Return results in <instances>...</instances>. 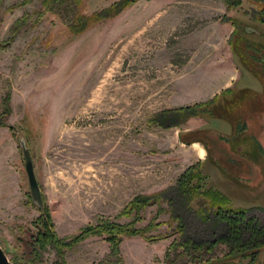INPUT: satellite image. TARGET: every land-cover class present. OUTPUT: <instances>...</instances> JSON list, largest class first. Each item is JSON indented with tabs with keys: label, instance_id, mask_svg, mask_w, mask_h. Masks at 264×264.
<instances>
[{
	"label": "rangeland",
	"instance_id": "obj_1",
	"mask_svg": "<svg viewBox=\"0 0 264 264\" xmlns=\"http://www.w3.org/2000/svg\"><path fill=\"white\" fill-rule=\"evenodd\" d=\"M111 1L82 0L79 10L89 13ZM41 8V0L0 2V112L3 97L9 93L10 99V111L1 116L7 125L0 124V245L13 264H54L56 257L48 246L41 259L24 262L41 207L29 192L19 137L31 151L42 199L58 234L70 235L101 217L128 221L118 212L134 194L172 186L198 161L186 145L172 143L175 126L183 122L163 126L149 117L164 108L222 95L224 91L214 93L210 88L216 84L217 63L228 42L241 67L236 85L248 89L246 96L255 85L264 91V23L254 16L256 6L250 0L233 7L225 0H135L113 18L77 35L68 29L70 4L58 5L38 19ZM24 13L26 20L13 32L11 24ZM249 67L262 71V76ZM211 103L194 116L193 124L203 121L201 126L188 130V138L199 135L210 147L201 165L204 185L219 188L234 206L250 207L264 220V129L262 141L250 132L242 147L238 145L242 121L234 116L221 131V139L236 150L242 148L241 157L255 167L253 172L230 169L216 155L214 134L206 121L222 111L230 110L233 116L234 107ZM251 145H256L254 159L249 155ZM173 191L170 187L165 195L177 197ZM175 200L174 210L183 215L191 237L205 240L222 233V224L212 218L199 221L194 211ZM162 207L156 221L170 217L163 198ZM156 210V203L147 206L136 225L145 226ZM173 225L163 222L146 233H165ZM175 236L150 240L127 235L120 253L126 264H168L164 253ZM226 251V245L219 244L214 256ZM108 252V241L91 234L68 248L65 257L68 264H92ZM263 254L262 248L250 264H261Z\"/></svg>",
	"mask_w": 264,
	"mask_h": 264
},
{
	"label": "trees",
	"instance_id": "obj_2",
	"mask_svg": "<svg viewBox=\"0 0 264 264\" xmlns=\"http://www.w3.org/2000/svg\"><path fill=\"white\" fill-rule=\"evenodd\" d=\"M134 1L113 0L99 9L86 13L79 10V5H82V0H41L42 8L37 10V18L39 19L46 11H54L58 5L60 6L63 3L65 5L70 4L72 18L68 23V29L72 34L77 35L83 33L98 22L113 18ZM225 1L228 7L238 6L242 2V0ZM250 1L256 6L254 16L264 23V0ZM27 15L28 13H24L18 17L11 24L10 29L13 32L17 31L19 22L26 20ZM232 32L234 33L235 29ZM235 40L233 36L229 38L232 46H235ZM241 58L244 63L252 62L245 56ZM249 69L259 77L262 76V71L257 72L256 69L250 67ZM216 97L217 95L209 100L200 101L191 105L161 109L153 113L149 117V120L163 126L180 124L191 116H197L201 112L207 111L210 102H213ZM9 100V93H7L3 97L4 106L0 112V124L7 125L1 119V116L6 115L10 111ZM8 126L13 128L10 124ZM205 178L206 174L201 170V163L197 161L184 169L178 176L176 182L170 186L171 188L173 187V192L177 194V197L165 195L170 187L150 193H136L118 212L119 215L129 217L128 221L120 222L101 217L95 223L90 222L81 226L76 233L70 235L58 234L50 208L44 200L43 206L39 208V214L33 220L34 230H31L29 240L27 241V254L29 257L24 262L33 263L41 259L43 251L48 246H51L56 256L54 264H68L65 257L66 250L87 236L98 234L102 235L108 241L109 252L105 257L92 264H126L120 253V242L124 236L138 234L146 239L154 240L176 233V236L172 238L165 249L164 260L168 264L252 263L258 258L261 249L263 248L264 250V220L259 219L250 212V207L234 206L229 196L219 188L212 185H204ZM162 198L167 200L171 214L167 221H156V216L162 210H165L162 207ZM177 198L180 204L186 209L195 212L199 221L206 222L212 218L215 224H222V233L214 238L205 240L191 237L187 230V225L183 220V215L181 216L174 210L175 199ZM194 202H196V205H194ZM155 203L157 204L155 214L145 226H137L136 222L144 218L142 211L147 206ZM163 222H167L168 226L174 223L173 229L165 233H146L151 228H156ZM219 244H225L227 251L224 252L223 256L215 257V249ZM16 256V253L12 254L14 262L18 261ZM245 258H249L247 263L244 262ZM261 264H264V254Z\"/></svg>",
	"mask_w": 264,
	"mask_h": 264
},
{
	"label": "crops",
	"instance_id": "obj_3",
	"mask_svg": "<svg viewBox=\"0 0 264 264\" xmlns=\"http://www.w3.org/2000/svg\"><path fill=\"white\" fill-rule=\"evenodd\" d=\"M217 55L219 56L218 51ZM221 58L222 59H219L221 62L217 63L218 71L216 72L215 79L213 80V83L216 84L210 88V91H214V93H219L220 90L225 91L222 93V95L217 96V99H215L211 104H215L218 108H225L231 105L234 107V114L233 116L230 115V110L229 112H217L218 114H213V116L206 121V125L211 128V132L212 134H214L215 144L213 149L216 150V155L218 156L219 160L223 162L226 161L225 166H228L230 169L238 170L240 168H243L248 172H253L255 171V167L252 161L246 159L245 157L243 158V156L241 157L240 153L242 151V148L240 150L234 149L231 145L225 142L224 138L221 139L220 134L221 131L228 126V123H230L235 116L238 121H242V128L240 127L241 130H239L238 132L240 134L239 137L241 138L238 144L239 147H242L245 144L244 142L247 139V134L250 132L255 134V138L257 136L262 141L263 138L261 137V135L263 134L262 130L264 129V108L262 106L264 100V91L263 89H261V85H255L256 87H254V90H252L246 96L244 95V93L248 89L246 87L236 85L238 84L242 73L238 60L236 59L235 54L230 48L229 42L226 47V52H224ZM248 72L250 76L258 81L257 77L251 71L248 70ZM219 113L224 114L223 116H221ZM196 118L199 119V117ZM194 119L195 117L191 116L179 126H175L172 133V143L178 146L186 145V147L191 149L192 154L197 157L201 165H203L204 161L210 155V147L208 143V147L205 146L206 142L204 143V140H202L199 135L193 136V138H188V130L193 129V127L201 126L199 124L203 122L202 121L199 124L194 125ZM224 121L227 122L225 123ZM259 130L261 134H257V131ZM217 140H219L220 143H218ZM250 147L251 152L249 153V155L250 157H252V159H254L256 145H251ZM162 159L167 160L166 157H163Z\"/></svg>",
	"mask_w": 264,
	"mask_h": 264
},
{
	"label": "water",
	"instance_id": "obj_4",
	"mask_svg": "<svg viewBox=\"0 0 264 264\" xmlns=\"http://www.w3.org/2000/svg\"><path fill=\"white\" fill-rule=\"evenodd\" d=\"M247 29H252V27ZM18 140H19V145L21 146L22 149L24 167L27 175L31 198L36 203L37 206L42 207L43 199L41 193V186L34 171V164L31 156V151L23 138L19 137ZM0 264H13L12 261L8 258L4 249L1 247V245H0Z\"/></svg>",
	"mask_w": 264,
	"mask_h": 264
},
{
	"label": "bare ground",
	"instance_id": "obj_5",
	"mask_svg": "<svg viewBox=\"0 0 264 264\" xmlns=\"http://www.w3.org/2000/svg\"><path fill=\"white\" fill-rule=\"evenodd\" d=\"M200 152H201V150H200Z\"/></svg>",
	"mask_w": 264,
	"mask_h": 264
}]
</instances>
